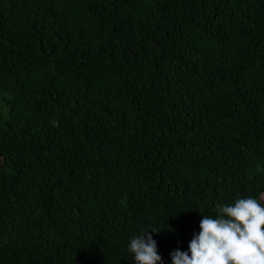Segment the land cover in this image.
<instances>
[{"label": "trees", "instance_id": "obj_1", "mask_svg": "<svg viewBox=\"0 0 264 264\" xmlns=\"http://www.w3.org/2000/svg\"><path fill=\"white\" fill-rule=\"evenodd\" d=\"M264 201V0H0V264H164Z\"/></svg>", "mask_w": 264, "mask_h": 264}, {"label": "clouds", "instance_id": "obj_2", "mask_svg": "<svg viewBox=\"0 0 264 264\" xmlns=\"http://www.w3.org/2000/svg\"><path fill=\"white\" fill-rule=\"evenodd\" d=\"M218 209L216 217L202 215L187 249L170 253L171 264H264V201L248 196ZM159 232L148 228L129 239L133 264H164L153 238Z\"/></svg>", "mask_w": 264, "mask_h": 264}]
</instances>
